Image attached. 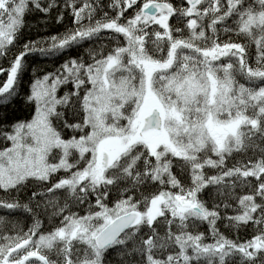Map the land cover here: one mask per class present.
I'll list each match as a JSON object with an SVG mask.
<instances>
[{"label": "snow or ice", "instance_id": "6c2138e0", "mask_svg": "<svg viewBox=\"0 0 264 264\" xmlns=\"http://www.w3.org/2000/svg\"><path fill=\"white\" fill-rule=\"evenodd\" d=\"M0 264H264V0H0Z\"/></svg>", "mask_w": 264, "mask_h": 264}]
</instances>
